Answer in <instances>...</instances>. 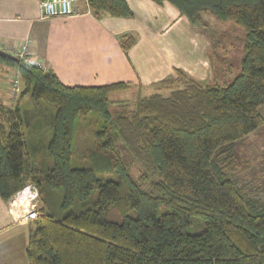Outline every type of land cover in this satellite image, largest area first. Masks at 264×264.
I'll use <instances>...</instances> for the list:
<instances>
[{
    "label": "trees",
    "instance_id": "obj_1",
    "mask_svg": "<svg viewBox=\"0 0 264 264\" xmlns=\"http://www.w3.org/2000/svg\"><path fill=\"white\" fill-rule=\"evenodd\" d=\"M152 1H168L193 25L205 26L210 13L243 27L234 78L203 84L175 68L157 91L112 112L110 93L129 82L67 85L51 69L0 56V72L17 68L22 83L12 107L0 100V197L7 201L32 183L40 202V215L30 222L28 264H264V207L236 184L232 152L237 140L263 124L264 0ZM84 3L98 17L133 15L126 0ZM120 43L126 52L135 37L125 34ZM21 96L29 106L20 105ZM90 112L104 122L95 152L117 179L71 166L75 120ZM41 116L52 127L50 168L32 165L23 132ZM118 141L139 162L140 179L158 177L149 189L130 175ZM93 187L98 192L90 201ZM111 208L121 221L107 219ZM132 209L135 216L128 214ZM192 217L201 231L188 232Z\"/></svg>",
    "mask_w": 264,
    "mask_h": 264
},
{
    "label": "crops",
    "instance_id": "obj_2",
    "mask_svg": "<svg viewBox=\"0 0 264 264\" xmlns=\"http://www.w3.org/2000/svg\"><path fill=\"white\" fill-rule=\"evenodd\" d=\"M126 1L131 17H98L78 1L70 14L43 19L39 0H0V46L9 51L27 42L33 59L67 85L125 81L145 90L175 68L201 79L205 45L187 33L188 19L168 1ZM125 34L135 37L126 52L120 43ZM0 87L11 94L10 86ZM9 204L0 197V264H17L10 252L20 242L26 257L31 220L13 221Z\"/></svg>",
    "mask_w": 264,
    "mask_h": 264
},
{
    "label": "rangeland",
    "instance_id": "obj_3",
    "mask_svg": "<svg viewBox=\"0 0 264 264\" xmlns=\"http://www.w3.org/2000/svg\"><path fill=\"white\" fill-rule=\"evenodd\" d=\"M204 18L206 20L205 26L187 23V33L190 36H196L205 45L204 56L206 57V62H203L204 67L201 69L200 77L202 75L204 76L201 77V79L196 78L183 69L182 70L185 74L193 77L200 83H218L220 85H225L239 72L240 62L243 57V46L246 40L245 30L232 21L217 20L210 13L205 14ZM2 68L5 72H0V86H2V84L8 87L10 86L8 90L10 89L11 94H8L9 96L3 95L1 91L3 87H0V100L4 105L12 107L16 101H18L17 99L22 91L20 75L17 68L8 69L4 66ZM174 75L175 69L169 76L171 77ZM165 78L153 82L149 88L145 90L128 87L125 90L110 93V110L112 112L122 111L125 108L123 104L131 105L138 97L157 91L158 83ZM167 91V89L162 90L163 93H167ZM20 105H22V107L29 106L27 96L20 97ZM49 109L51 113L54 112V108L49 107ZM259 112L263 117V124L256 130L237 140L233 144L232 152L234 161L238 164L234 171L236 184L247 198L256 200L258 206L264 207V105L259 108ZM42 118V116L39 117V119L36 121L34 120L29 127L23 128V132L32 165L50 168L53 161L47 152V143L52 135V127L48 125L44 119L42 120ZM103 124L104 122L101 116L94 112L80 116L75 120L71 140V166L91 167L94 169L97 177L101 179H117V174L109 169L107 160L95 152V145L98 141L97 132L101 130ZM117 144L121 151L122 159L132 178L143 189H149L152 181L157 180L158 177L149 176V178L140 179L139 175L141 173V168L139 162L130 154L121 141H118ZM29 184L32 183L26 185ZM26 185L23 188H25ZM29 190L30 189H26L21 192L24 197H26ZM97 192L98 188L93 187L90 193V201L96 197ZM14 195L7 201L12 202ZM32 201L35 202V207L37 209L38 205H40V202H38V192H36V195L34 194ZM162 210L163 205H159L157 214H160ZM128 214L135 216L136 212L132 209ZM39 215L40 214H38V216ZM105 216L107 219L114 221L122 220L121 214L115 208L106 211ZM30 220L32 221L33 219ZM190 221L191 224L187 228L188 232L195 233L201 231L203 225L199 222L200 220L198 218L192 217ZM13 253L17 259V264H25V259L27 258L25 255L23 257L21 242L18 245L16 244L14 251L10 252L11 256H13Z\"/></svg>",
    "mask_w": 264,
    "mask_h": 264
},
{
    "label": "built area",
    "instance_id": "obj_4",
    "mask_svg": "<svg viewBox=\"0 0 264 264\" xmlns=\"http://www.w3.org/2000/svg\"><path fill=\"white\" fill-rule=\"evenodd\" d=\"M78 1L87 2V0H39V16L44 19L70 14L73 10V3ZM0 49L5 50L1 48V46ZM7 52L15 58L21 59L25 63H33L35 66L42 67V64L38 60H34L28 53L27 42L23 43L18 48H12ZM26 189L30 190L26 194V197H24L21 192ZM36 192L37 188L33 184H29L14 195L13 201L9 204V213L11 214L13 221L24 222L38 216L39 213L35 207L36 204L32 201Z\"/></svg>",
    "mask_w": 264,
    "mask_h": 264
},
{
    "label": "water",
    "instance_id": "obj_5",
    "mask_svg": "<svg viewBox=\"0 0 264 264\" xmlns=\"http://www.w3.org/2000/svg\"><path fill=\"white\" fill-rule=\"evenodd\" d=\"M0 56L13 57V58H15V57L12 56L9 52H7V51H5V50H2V49H0Z\"/></svg>",
    "mask_w": 264,
    "mask_h": 264
}]
</instances>
